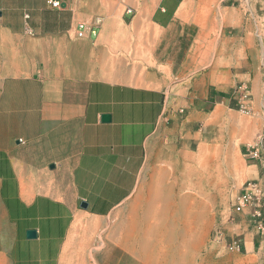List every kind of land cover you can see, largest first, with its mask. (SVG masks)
Segmentation results:
<instances>
[{"label":"crops","instance_id":"0c3cea01","mask_svg":"<svg viewBox=\"0 0 264 264\" xmlns=\"http://www.w3.org/2000/svg\"><path fill=\"white\" fill-rule=\"evenodd\" d=\"M50 1L0 0V264H82L77 222L131 200L141 207L129 212L125 240L112 230L89 263L146 264L140 251L155 242L193 264L219 186L210 159H198L208 146L224 161L237 143L241 189L256 182L264 220V0ZM257 137L253 159L247 142ZM185 182L208 199L182 193ZM185 194L188 219L175 207ZM234 219L240 264H264L253 207Z\"/></svg>","mask_w":264,"mask_h":264},{"label":"rangeland","instance_id":"374dc122","mask_svg":"<svg viewBox=\"0 0 264 264\" xmlns=\"http://www.w3.org/2000/svg\"><path fill=\"white\" fill-rule=\"evenodd\" d=\"M257 139L258 137L247 143H254ZM237 146V143L230 146V154L225 158V162L222 157H218L217 151L215 150L212 152V149L209 146L208 148H200L199 150V159L203 156H207L208 159H210L209 162L212 167L213 179L218 181L219 186H216L215 188L212 187L210 202L209 204L207 202V216L199 221V249L197 259L194 260L193 264H240L242 260L241 251H228L222 242H216L212 238L214 229L217 226H220L226 241H241V235L231 229V223L236 222L234 216L237 214L232 211V200L240 190L242 191V179L244 178L245 171V160L244 157H242V154L238 151ZM204 147H206V145ZM183 163L184 165L186 164L185 161ZM169 173L171 175L169 180H173L175 172ZM188 180V178L185 179L187 182ZM187 182H185L186 184H184L181 189L182 193L190 192L193 195H198L200 200L208 199V194L206 195L204 193V190H206L205 188L203 189L200 185L198 190H190ZM137 207L140 208L141 204L131 200L122 204L114 211V213L101 221L87 219L77 222L75 232H79L80 238L83 240L82 247L79 249V256H81V259L87 256L88 259V261L83 262L82 264H90L89 261H93L95 254L100 253L104 248L111 244L112 230L114 231V241L125 240L128 222H131L129 219V212L137 210ZM152 248H156L160 251L162 250L164 253L169 252L167 251L168 247L165 244H161L158 247L155 242H153L151 249ZM121 255L122 252L119 256ZM124 260H126L125 255L120 258V263L122 261L125 262ZM149 263L155 264V261L151 259Z\"/></svg>","mask_w":264,"mask_h":264},{"label":"built area","instance_id":"2783aa9c","mask_svg":"<svg viewBox=\"0 0 264 264\" xmlns=\"http://www.w3.org/2000/svg\"><path fill=\"white\" fill-rule=\"evenodd\" d=\"M49 4L52 7H58L59 1L51 0ZM86 28L85 23L78 24L77 37H82L83 32ZM236 92L242 99L248 97L247 88L244 83H241L236 88ZM261 137H258L257 141L248 145L247 154L250 158L257 159L260 157L259 147L261 144ZM255 181H247L243 185V191L235 195L232 200V211L240 212L242 208L249 204L253 207V215L257 221V227L260 233L264 234V220L262 218L261 204H262V195ZM213 240L216 242H222L224 247L231 252H240L242 250V242L239 240L226 241L222 232V228L217 226L213 231Z\"/></svg>","mask_w":264,"mask_h":264},{"label":"bare ground","instance_id":"6f19581e","mask_svg":"<svg viewBox=\"0 0 264 264\" xmlns=\"http://www.w3.org/2000/svg\"><path fill=\"white\" fill-rule=\"evenodd\" d=\"M198 174H199V178H200L202 184L205 186L206 185L205 183L207 182V178H208V173L205 170H199ZM191 199H192V195L191 194H185L180 199V201H181L180 205H177V202H176V204H175L176 211L179 212V216L180 217H182V216L185 217L186 216V219L191 217V212L193 211V208H194V205H193V202L191 201ZM162 205H163V207H162L161 211L165 212V213L170 212L172 210V208H173V204L171 202H169V201L164 202V204H162ZM148 211L154 213V212H157L158 210L157 209L155 210V208L152 206L151 209H148ZM162 223H164V227L167 228V227H169L170 221L168 219H165V220H162ZM185 225H186V223H185ZM150 244L152 245V243H150ZM140 252H142V254L145 255L144 259H145V263L146 264H150L149 261L151 259L155 261V264H171V263L172 264H176V262H175L176 261L175 252H173L172 255H171V252L164 253V252H162V250L160 251V250H158L156 248L147 249L146 251H140ZM133 261H134V259H133Z\"/></svg>","mask_w":264,"mask_h":264},{"label":"water","instance_id":"95a60500","mask_svg":"<svg viewBox=\"0 0 264 264\" xmlns=\"http://www.w3.org/2000/svg\"><path fill=\"white\" fill-rule=\"evenodd\" d=\"M101 118H102V120L103 121H108L109 119H110V116L108 115V114H103L102 116H101ZM84 206V205H83ZM35 236V231L34 230H29V231H27V237L28 238H32V237H34Z\"/></svg>","mask_w":264,"mask_h":264}]
</instances>
